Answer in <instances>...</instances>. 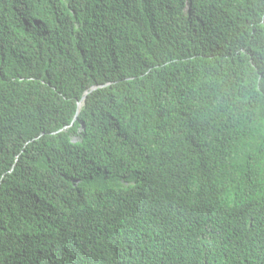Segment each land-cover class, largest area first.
Wrapping results in <instances>:
<instances>
[{"label": "trees", "instance_id": "trees-1", "mask_svg": "<svg viewBox=\"0 0 264 264\" xmlns=\"http://www.w3.org/2000/svg\"><path fill=\"white\" fill-rule=\"evenodd\" d=\"M0 264H264V0H0Z\"/></svg>", "mask_w": 264, "mask_h": 264}]
</instances>
